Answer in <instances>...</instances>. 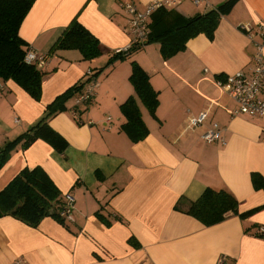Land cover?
Segmentation results:
<instances>
[{
    "label": "crops",
    "instance_id": "1",
    "mask_svg": "<svg viewBox=\"0 0 264 264\" xmlns=\"http://www.w3.org/2000/svg\"><path fill=\"white\" fill-rule=\"evenodd\" d=\"M153 1L35 0L19 36L33 51L49 55L42 67V95L35 101L14 82L0 81V148L38 121L58 95L130 46L123 3L142 10ZM224 1L179 0L170 8L192 17ZM74 19L99 40L97 58L82 60L76 50L50 53ZM262 30L264 0H239L220 19L212 39L200 34L168 60L161 58L157 43L149 44L99 72L85 111L74 96L66 111L49 120L67 141L65 152L38 140L25 151L18 146L0 171L2 190L20 170L41 167L62 194L74 198L73 221L67 228L45 218L33 229L0 218V264L17 259L26 264H217L220 256L226 264H264V237L255 236L264 226V209L244 220L229 215L208 227L176 209L177 204L186 209L206 188L232 194L239 213L264 205V191L252 184L253 173L264 177V118L231 116L236 105L215 83L225 75L251 73L256 45L264 43ZM131 60L149 75L159 100L153 118L137 99L149 130L137 143L120 130L125 119L119 107L134 96ZM203 111L208 122L188 129V117ZM210 122L222 129L224 145L201 140ZM130 237L138 247L128 244Z\"/></svg>",
    "mask_w": 264,
    "mask_h": 264
},
{
    "label": "trees",
    "instance_id": "2",
    "mask_svg": "<svg viewBox=\"0 0 264 264\" xmlns=\"http://www.w3.org/2000/svg\"><path fill=\"white\" fill-rule=\"evenodd\" d=\"M238 1L225 0L217 8L192 17H184L173 8H159L149 18L147 23L149 33L142 45L134 44L124 53H114L105 67L117 60L130 58L149 44L157 43L161 58L168 60L184 51L187 42L200 34L212 39L220 19L229 14ZM34 2L35 0H0V81L14 82L33 100L39 101L45 73L35 63L25 62V55L30 47L19 36L20 26ZM262 40H264V34H262ZM68 50L78 51L82 60L86 61L97 58L102 51L99 40L77 19H74L63 30L50 53ZM46 56L49 55L46 54ZM130 66L129 82L134 89V96L128 97L119 107L120 113L125 119L120 130L131 142L137 143L144 140L149 134L137 105V99L153 118H156L155 112L159 100L158 91L152 87L146 71L135 60L130 61ZM103 69L95 73L92 72L93 79L96 80L99 72ZM91 80L92 77H88L86 81L75 84L58 95L46 106L38 121L15 139L7 141L0 148V171L18 146L22 151H25L38 140L47 143L52 149L63 154L68 143L49 125V120L58 113L66 111V102L74 96L78 97L83 94L86 85ZM91 103L92 100H89L81 105L84 111ZM252 184L255 190L264 191V177L260 174H252ZM64 209L65 194H62L41 167L20 170L0 190V218L11 217L33 229L37 228L45 218H52L68 228L65 218L61 216ZM176 209L208 227L224 221L229 215H237L244 220L256 211L264 209V205L239 213L238 202L232 194L224 189L206 188L199 198L191 202L186 209H181L178 204ZM95 216L106 226H110L111 223L104 219L99 212ZM259 227L256 229L255 236L264 237V234H257ZM128 244L132 247L139 246L133 237L128 239Z\"/></svg>",
    "mask_w": 264,
    "mask_h": 264
},
{
    "label": "built area",
    "instance_id": "3",
    "mask_svg": "<svg viewBox=\"0 0 264 264\" xmlns=\"http://www.w3.org/2000/svg\"><path fill=\"white\" fill-rule=\"evenodd\" d=\"M194 5H198L201 0H192ZM179 0H157L146 4L142 10L132 2L122 4V9L126 17V28L130 36V46L141 44L146 40L149 33L147 23L152 13L159 8H170L177 5ZM247 29V28H246ZM249 30V29H248ZM261 36L264 30L260 32ZM129 46V47H130ZM127 49L118 50L115 53L126 52ZM264 43L256 45V52L253 55V67L249 75L243 72H237L232 75H225L221 80H217L216 86L221 93L225 94L235 105L234 110H230L231 116H245L251 119L264 118ZM47 61V56L33 51L31 48L25 55V62L28 64L35 63L38 67H43ZM87 77H92V80L86 85L85 92L76 98V105H84L86 101H91L95 95L97 82L93 79L92 72L87 73ZM208 122V113L200 112L197 116H189L187 119V128L196 130ZM201 140L206 143L225 144V138L220 126L215 122H210L207 129L201 134ZM74 198L65 195V209L62 212L66 222L73 221L72 210ZM258 235L264 234V226H260ZM226 257L220 256L217 264H225ZM11 264H26L24 260L17 259Z\"/></svg>",
    "mask_w": 264,
    "mask_h": 264
},
{
    "label": "rangeland",
    "instance_id": "4",
    "mask_svg": "<svg viewBox=\"0 0 264 264\" xmlns=\"http://www.w3.org/2000/svg\"><path fill=\"white\" fill-rule=\"evenodd\" d=\"M144 111H147V110H144ZM149 114V113H148Z\"/></svg>",
    "mask_w": 264,
    "mask_h": 264
}]
</instances>
